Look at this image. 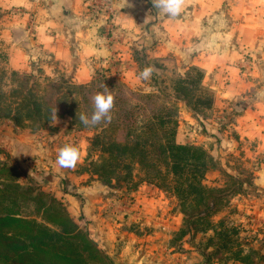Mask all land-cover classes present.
<instances>
[{"label": "crops", "instance_id": "0c3cea01", "mask_svg": "<svg viewBox=\"0 0 264 264\" xmlns=\"http://www.w3.org/2000/svg\"><path fill=\"white\" fill-rule=\"evenodd\" d=\"M89 4L88 0H0V40L6 41L8 56L43 60L51 77L60 74L76 84L90 82L97 73L113 72L111 65L117 60L128 65L121 64L119 77L136 83L132 57L138 49L152 59H173L181 72L192 66L201 69L203 85L215 94L213 112L198 122L180 102L184 116L177 139L190 143L200 128L208 141H215L210 151L214 157L239 154L253 171V187L260 192L250 206L264 219V0H185L174 18L154 7L153 0H114L108 20ZM244 52L250 57L248 66L242 61ZM25 136L15 135L12 143L38 138ZM75 188L77 195L84 193V187ZM84 196H77V201L63 194V202L68 209L71 205L75 221L87 226L90 237L116 264L127 262L126 255L132 256V264H163L159 240L127 235L121 223L101 218L92 198L83 204ZM103 222L106 225L100 228Z\"/></svg>", "mask_w": 264, "mask_h": 264}, {"label": "rangeland", "instance_id": "374dc122", "mask_svg": "<svg viewBox=\"0 0 264 264\" xmlns=\"http://www.w3.org/2000/svg\"><path fill=\"white\" fill-rule=\"evenodd\" d=\"M113 2L114 0L111 3L109 18L113 17ZM4 16L9 17L6 13ZM20 17L22 20L23 15ZM105 17L108 20L107 15ZM8 53L6 41L0 40V93L5 101L12 103V109H16L17 104L25 102L28 107V77L41 87L44 86L46 78L57 77L56 82L62 79L60 74L51 77L48 65L43 60L9 57ZM132 58L137 66L134 72L137 77L144 68H154L148 80L139 79L134 84L126 83L119 75L123 72L121 64L127 68L128 65L120 63V60L111 65L115 66L113 72L97 73L93 78L101 75L112 76L121 79L133 90L140 92L161 90L169 93L175 81L187 71L181 72L173 59H152L142 49L135 51V57ZM242 61L248 66L249 62L243 60V57ZM69 80L66 81L70 82ZM173 104L178 109L179 124L184 116L182 107L180 102ZM82 108L83 105L81 107L74 102L63 103L51 121L37 130L28 127L30 122L25 111H22L21 115L11 113L9 116L0 113V163L5 162L12 168L0 174V184L11 190L12 181L17 176L16 180L21 185L22 192H28L24 196L11 198L13 203L16 201L18 205L16 210L21 216L41 220L34 200L36 197V201L39 200V193H45L61 201L81 231L90 237L87 226L77 223L72 216L69 210L71 205L68 209L63 202V194L75 196L77 201V196L86 194L81 201L85 204L86 200L92 198L104 221L121 223L127 235L132 233L159 240L163 246L158 250L159 259L163 264H264V219H259L254 208L250 206L260 192H256L253 187V171L244 166L243 158L239 154L221 159L218 156L214 157L210 151L213 150L215 141H208L200 128H196L194 141L191 140L190 143L179 142L176 133L177 143L196 145L212 157L205 185L213 189L214 194L219 195L221 200H216V209L207 220L195 221L193 217L195 209L192 208L195 203L190 199L183 200L181 196H176L173 193V183L168 179L160 180L157 187L148 183H138L136 171L131 181L124 180L125 170H118L119 176L117 174V178L112 180H109L111 176L107 173L98 176L96 173L99 171L94 163L99 160V147H93L92 140L99 134V129L104 123L82 127L84 124H80V119L78 123L77 118L73 120L67 114H62L65 111H72L79 117L83 113ZM208 115V112L201 111L192 117L200 122V119L204 120L203 117ZM180 133L182 136L186 135L182 128ZM27 134L38 138L35 137L32 141L28 138V142L24 140L18 144L12 143L15 135ZM107 137L121 141L122 134L115 131V134ZM31 144L36 146L33 148ZM66 144L78 147L81 153L74 169L61 168L56 164L58 151ZM16 147L19 149L14 154L12 150ZM34 149L40 152L33 153ZM18 167H21L24 173L15 172ZM78 186L84 187V193L77 195L75 187ZM84 218L88 219L89 216L86 214ZM208 221L210 223L206 224ZM219 221H223V225L215 227ZM105 225L103 222L100 228ZM190 226L193 230H190ZM215 228L219 231L217 236L213 231ZM99 247L106 253L104 248ZM84 255L87 256L85 253ZM106 255L110 257L108 253ZM110 259L112 260L111 257ZM124 260L127 262L120 261L118 264H132L133 258L126 255ZM112 262L117 263L116 260ZM90 264L99 262L93 261Z\"/></svg>", "mask_w": 264, "mask_h": 264}, {"label": "trees", "instance_id": "16d2710c", "mask_svg": "<svg viewBox=\"0 0 264 264\" xmlns=\"http://www.w3.org/2000/svg\"><path fill=\"white\" fill-rule=\"evenodd\" d=\"M59 76L62 78L60 82H56L57 77L44 79L43 87L28 77V107L25 102L12 109V103L5 101L0 93V113L9 116L11 113L21 115L25 111L30 122L28 127L37 130L51 121L63 103L83 105L81 114L92 115L93 97L104 93L107 86L114 97V107L110 113L111 122H102L99 134L92 140V146L99 147V160L94 163L99 171L96 174L107 173L112 180L117 178L118 170H125L124 180L131 181L136 171L138 183L157 187L160 180L168 179L173 183L176 196L195 203L192 207L195 209L194 220L208 219L216 209V200H221L213 189L205 185L212 157L196 145L176 142L178 109L173 104L182 102L193 116L201 111L212 114L215 94L203 85L204 72L201 69L189 67L175 81L169 93L133 90L112 76L101 75L86 84H76L63 75ZM62 114L73 120L77 118L80 123L76 113L65 111ZM115 131L121 132V141L107 137ZM9 169L12 168L8 164L0 163V174ZM15 172L24 173V170L18 167ZM16 178L12 181L11 190L0 184V264H90L93 261L113 264L98 244L81 231L63 203L56 198L39 193V202L37 197L34 200L42 221L21 216L16 210V201L13 203L12 199L28 192H22ZM221 225L223 221L214 226ZM190 230H193L192 226ZM213 231L217 236L219 231L216 228Z\"/></svg>", "mask_w": 264, "mask_h": 264}, {"label": "clouds", "instance_id": "9594fccd", "mask_svg": "<svg viewBox=\"0 0 264 264\" xmlns=\"http://www.w3.org/2000/svg\"><path fill=\"white\" fill-rule=\"evenodd\" d=\"M185 0H153V5L161 12L166 13L169 17H177L183 10ZM154 71L153 67H146L137 77L138 79L148 80ZM94 111L89 118L81 114L79 119L85 126H96L101 122H111V110L114 107V97L108 92L105 86L104 93H97L94 97ZM80 150L72 144H66L59 149L56 164L61 168L74 169L80 160Z\"/></svg>", "mask_w": 264, "mask_h": 264}, {"label": "built area", "instance_id": "2783aa9c", "mask_svg": "<svg viewBox=\"0 0 264 264\" xmlns=\"http://www.w3.org/2000/svg\"><path fill=\"white\" fill-rule=\"evenodd\" d=\"M88 1L90 2L89 7L91 9L102 12L103 14L107 15V18L109 19L112 0H88ZM248 58L250 57H248L247 52H244L243 60H246V62H248L249 61Z\"/></svg>", "mask_w": 264, "mask_h": 264}]
</instances>
